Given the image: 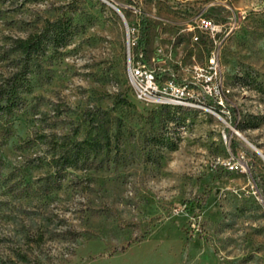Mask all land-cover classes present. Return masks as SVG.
<instances>
[{
  "label": "rangeland",
  "instance_id": "obj_1",
  "mask_svg": "<svg viewBox=\"0 0 264 264\" xmlns=\"http://www.w3.org/2000/svg\"><path fill=\"white\" fill-rule=\"evenodd\" d=\"M108 1L129 36L105 0H0V264H264V0ZM217 43L224 105L138 99L130 56L196 81Z\"/></svg>",
  "mask_w": 264,
  "mask_h": 264
},
{
  "label": "built area",
  "instance_id": "obj_2",
  "mask_svg": "<svg viewBox=\"0 0 264 264\" xmlns=\"http://www.w3.org/2000/svg\"><path fill=\"white\" fill-rule=\"evenodd\" d=\"M190 27L199 29L201 32L210 33L213 36L219 30L216 20L204 12L196 16ZM194 39L198 41L200 36L196 34ZM220 51V43H217L207 66L197 65L195 67L194 77L196 81L163 80L155 69L145 63L136 61L130 56L128 74L136 96L141 101L163 106H171V102L177 101H198L200 104H204V99L213 96L216 103L224 105V98L229 89L226 85H222L223 70ZM197 83L203 87L202 92L195 90L194 84Z\"/></svg>",
  "mask_w": 264,
  "mask_h": 264
},
{
  "label": "trees",
  "instance_id": "obj_3",
  "mask_svg": "<svg viewBox=\"0 0 264 264\" xmlns=\"http://www.w3.org/2000/svg\"><path fill=\"white\" fill-rule=\"evenodd\" d=\"M147 29H148V24H147V21L145 19L142 20L141 22V40L143 41L146 37V34H147ZM42 36L41 35H31L27 38H20L18 40H16V44H17V47L19 49H21L22 51L24 52H32L34 50H38L41 46H42ZM6 87L5 86H2L0 87V95L2 97H4L6 95ZM16 86L13 87V92H11L12 94L9 96L10 98L8 100H11L13 97H17V94H16ZM235 146H234V150H236V142H234ZM220 168H223L220 167ZM216 178L218 179L219 175H220V172H218V170H216Z\"/></svg>",
  "mask_w": 264,
  "mask_h": 264
},
{
  "label": "water",
  "instance_id": "obj_4",
  "mask_svg": "<svg viewBox=\"0 0 264 264\" xmlns=\"http://www.w3.org/2000/svg\"><path fill=\"white\" fill-rule=\"evenodd\" d=\"M106 2H108L109 4H111L116 10H118V12L122 15L124 21H125V24H126V27H127V32H128V36L130 34V27H129V24H128V21L123 13V11L121 10V8L117 5H115L114 3L108 1V0H105ZM130 41V39H128ZM258 151L260 152V154L263 156L264 158V154L261 152V150L258 149Z\"/></svg>",
  "mask_w": 264,
  "mask_h": 264
},
{
  "label": "bare ground",
  "instance_id": "obj_5",
  "mask_svg": "<svg viewBox=\"0 0 264 264\" xmlns=\"http://www.w3.org/2000/svg\"><path fill=\"white\" fill-rule=\"evenodd\" d=\"M222 85H224L223 82ZM193 102L195 101H177V102H171V105L184 106V105L193 104Z\"/></svg>",
  "mask_w": 264,
  "mask_h": 264
}]
</instances>
